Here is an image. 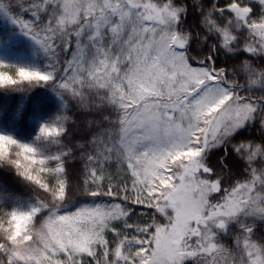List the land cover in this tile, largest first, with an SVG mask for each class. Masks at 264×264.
Returning <instances> with one entry per match:
<instances>
[{
	"label": "snow or ice",
	"instance_id": "6c2138e0",
	"mask_svg": "<svg viewBox=\"0 0 264 264\" xmlns=\"http://www.w3.org/2000/svg\"><path fill=\"white\" fill-rule=\"evenodd\" d=\"M0 20V90L100 114L71 142L67 115L0 129L32 190L0 195V264H264V0H0Z\"/></svg>",
	"mask_w": 264,
	"mask_h": 264
},
{
	"label": "trees",
	"instance_id": "16d2710c",
	"mask_svg": "<svg viewBox=\"0 0 264 264\" xmlns=\"http://www.w3.org/2000/svg\"><path fill=\"white\" fill-rule=\"evenodd\" d=\"M224 62V58H221ZM56 115H67L70 117L68 125L72 130L70 142L82 140L91 123L100 119V114L95 112H84L74 109L70 101L62 106L54 94L43 89H33L30 92L5 93L0 90V129L14 131L23 140H30L33 130L37 127V119H48ZM248 135H259V131L248 132ZM220 152L211 157L212 162L220 158ZM232 163L231 160L228 161ZM74 166L71 173L78 175L82 167L80 162H71ZM0 195L28 199L32 195L31 187L22 177L16 174L14 168L0 167ZM258 231H264L259 229Z\"/></svg>",
	"mask_w": 264,
	"mask_h": 264
},
{
	"label": "rangeland",
	"instance_id": "374dc122",
	"mask_svg": "<svg viewBox=\"0 0 264 264\" xmlns=\"http://www.w3.org/2000/svg\"><path fill=\"white\" fill-rule=\"evenodd\" d=\"M13 30L12 25L6 21L0 20V39H6L8 34ZM30 53V48L28 42L22 36H17L13 38L10 45V55H18L28 57ZM53 118L55 116H52ZM39 119H37L38 121Z\"/></svg>",
	"mask_w": 264,
	"mask_h": 264
}]
</instances>
